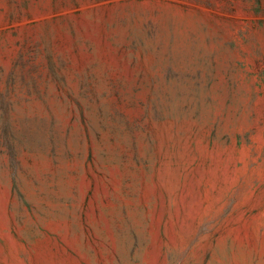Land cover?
<instances>
[{
    "label": "rangeland",
    "instance_id": "1",
    "mask_svg": "<svg viewBox=\"0 0 264 264\" xmlns=\"http://www.w3.org/2000/svg\"><path fill=\"white\" fill-rule=\"evenodd\" d=\"M0 264H264V0H0Z\"/></svg>",
    "mask_w": 264,
    "mask_h": 264
}]
</instances>
